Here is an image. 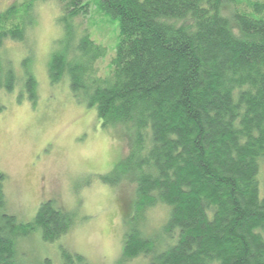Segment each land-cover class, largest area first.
<instances>
[{
	"label": "trees",
	"instance_id": "trees-1",
	"mask_svg": "<svg viewBox=\"0 0 264 264\" xmlns=\"http://www.w3.org/2000/svg\"><path fill=\"white\" fill-rule=\"evenodd\" d=\"M93 1L118 22L107 72L96 65L106 48L86 31L51 55L47 72L51 84L67 81L102 127L128 126V153L113 170L135 183V198L124 201L127 224L147 209H167L158 237L130 224L120 259L264 264V0H61V9L73 22ZM30 12L31 3L23 15L15 4L0 11V47L26 43ZM67 33L78 34L74 22ZM12 67L0 56V89L11 93L21 82L34 104L35 78ZM5 181L0 171V264H21L20 237L39 229L55 241L71 216L50 199L30 221L18 220ZM63 257L83 261L65 250Z\"/></svg>",
	"mask_w": 264,
	"mask_h": 264
},
{
	"label": "rangeland",
	"instance_id": "rangeland-1",
	"mask_svg": "<svg viewBox=\"0 0 264 264\" xmlns=\"http://www.w3.org/2000/svg\"><path fill=\"white\" fill-rule=\"evenodd\" d=\"M30 3L34 22L26 43L5 41L0 56L17 76L33 75L37 99L30 103L21 82L11 93L0 89V171L6 175L8 210L18 220L30 221L39 205L52 199L71 216V225L51 242L42 239L39 229L20 237L21 264H147L143 256L120 259L125 231L132 223L158 237L168 215L157 206L127 224L124 201L135 198V183L128 173L113 170L128 153V126L102 127L95 109L77 102L67 81L51 84L47 72L51 55L86 31L106 48L96 62L99 73H106L119 39L118 22L99 12L93 1L87 14L74 19L78 34L72 39L67 31L73 22L63 14L61 0H0V11L15 4L23 15ZM114 175L115 184L102 180ZM63 250L83 261L66 260Z\"/></svg>",
	"mask_w": 264,
	"mask_h": 264
}]
</instances>
